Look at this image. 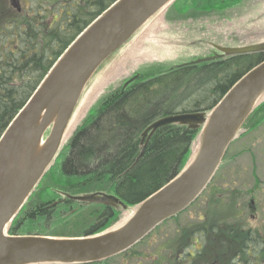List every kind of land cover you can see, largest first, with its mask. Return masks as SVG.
Instances as JSON below:
<instances>
[{
    "label": "trees",
    "instance_id": "1",
    "mask_svg": "<svg viewBox=\"0 0 264 264\" xmlns=\"http://www.w3.org/2000/svg\"><path fill=\"white\" fill-rule=\"evenodd\" d=\"M115 1L30 0V9L20 18L11 17L9 21L0 22V137L66 48ZM223 1L226 3V0ZM223 1L175 0L171 6L185 14L192 9L209 8L211 4L214 6ZM235 3L230 2L226 7ZM262 60L264 51L239 53L204 62L183 63L152 73H134L131 81L126 82V79L121 86L103 96L95 112L88 114L84 124L76 128L64 154L66 147L64 144L61 146L14 218L10 231L20 233L18 231L25 220L46 216L50 220L57 213L55 206L58 203L69 204L74 210L73 215L80 209L76 206L87 204L72 196L91 192L113 193L123 203H115L105 211L107 205L102 208L98 204L90 205H96V209H90L91 212L82 221L81 226L91 225L85 233L58 228L51 235H89L118 224L131 210L134 212L147 197L182 171L201 138V130L178 123L168 124L157 129L141 155L145 128L162 116L179 112L175 106L178 108L186 103L185 100L193 94L200 97L191 100L192 107H184L181 111L211 110L247 71ZM167 78L172 80L166 83L157 102L152 104L149 90ZM181 87H184L183 91ZM184 91L190 92V95L181 98L179 104L169 101L171 96L181 92L184 95ZM207 99L208 107L202 104ZM164 101L166 107L161 106ZM262 122L264 100L253 110L244 124L245 130L243 133L241 130L237 138L240 134H249ZM48 175L54 180H58L57 177L68 180L57 182L59 188L57 193L53 192L58 196L40 197L44 195L40 187ZM220 186L212 182L208 187V206L211 204L210 207H216V210L218 205L233 203L241 193L239 187ZM226 196H229L228 201ZM239 212L240 209L230 218H221L217 222L206 208V219L201 218L182 229L181 235L174 240L177 248L166 254L164 260H169L168 264H264V228L247 226ZM70 219L61 223L71 222ZM79 223L78 220L76 224ZM199 236L205 238L204 244L201 249L196 248L193 257L188 249ZM172 243L166 244L170 247Z\"/></svg>",
    "mask_w": 264,
    "mask_h": 264
},
{
    "label": "water",
    "instance_id": "2",
    "mask_svg": "<svg viewBox=\"0 0 264 264\" xmlns=\"http://www.w3.org/2000/svg\"><path fill=\"white\" fill-rule=\"evenodd\" d=\"M173 0H116L67 47L0 138V264L90 263L123 252L165 220L188 208L207 188L237 133L264 95V60L244 74L212 109L168 114L143 132L178 123L198 130L193 160L146 198L122 225L83 237L8 235L6 227L24 205L67 133L82 92L97 68ZM214 46L224 54L264 50V43ZM212 56L207 59H214ZM205 60V59H202ZM201 60V61H202ZM50 129L48 135L45 133ZM72 198L123 203L114 194L94 192Z\"/></svg>",
    "mask_w": 264,
    "mask_h": 264
},
{
    "label": "rangeland",
    "instance_id": "3",
    "mask_svg": "<svg viewBox=\"0 0 264 264\" xmlns=\"http://www.w3.org/2000/svg\"><path fill=\"white\" fill-rule=\"evenodd\" d=\"M216 1L221 2L223 0H212V2ZM6 2L10 4V9L4 11L1 10L2 6H0V22L9 21L10 16L16 19L20 18L24 13V11H19L21 7L24 9L30 4V0H20L19 4H13L12 0H6ZM230 2L236 3L230 7H226ZM212 5L213 4L210 5L211 7L207 5L206 7L209 8L205 9H192L185 14H183L184 11L180 12L177 8L168 6L148 22L145 27L141 30L139 29L140 31L138 30L122 47L111 54L97 68L86 84L68 125L66 137L69 138L76 128H78L83 121L85 122V118L88 114L92 115L93 112H95L96 105L106 93L121 86L126 79L133 76L134 73L144 74L152 73L155 70L162 71L176 65L213 55L216 49L211 46L212 42L223 46H239L264 41V0H226V3L223 1L218 5ZM171 80L172 78H167L163 83L149 90L148 93L153 98L151 99L152 104L157 102L166 83ZM193 87L194 86L191 88ZM183 89L184 87H181V91H183ZM184 93V95L181 92V95L171 96L169 101L172 102V104H179L181 98L190 95L188 91H184ZM163 95H165V93ZM197 96L200 97L198 94L190 95L185 100L186 103L183 102L178 108L175 106L176 111H181L184 107H192L191 100ZM203 98L205 97L203 96ZM166 101H164L161 106L166 107ZM207 102H209L208 99L204 102L205 104H202L207 106ZM156 107L157 106H154V108ZM151 108L153 109V107ZM244 130L245 126L241 133H243ZM241 135L242 134L231 144L224 164L213 180V183L221 185L220 187L223 186V188L224 186L240 188L241 193L238 198L230 204L231 206L218 205V210L215 209L216 207L211 208V204L208 206L209 189H207L196 203L190 206L177 218L161 225L147 239L135 247L136 250H142V256L134 259L129 258L128 260H124L122 256H117L100 264H158V262L154 260L159 259L157 255L161 254L162 246L173 241L172 246L170 244V249H163V254H168L177 248V242L174 241L176 237L181 235L182 229L184 230L187 226L199 221L201 218L205 220L206 216L204 215V210L206 208L211 211L213 214L212 218L217 222L221 220V218H230L240 209L238 214L241 215V219L247 226L263 229L264 123L259 127L257 126L254 130L249 132V134ZM95 136L93 137L95 138ZM68 141L64 143L66 150L64 149L63 154L68 149ZM195 152H198L197 145L194 153ZM236 155L237 157L234 158ZM57 179L58 180H54L51 175L44 177L40 187L43 189L44 195L40 197L58 196L56 194L59 188L56 186L58 185L57 182L60 181L65 183V180H68V178L57 177ZM54 190L56 191L55 194ZM228 197L229 196H226V200ZM252 201H254V203ZM68 205L69 204L62 205L58 203L55 206L57 213L53 214L50 220L47 218L48 216H46V218L42 217L36 220L23 221V225L18 232H22V234L38 233L50 236L53 231H58L59 229H67L65 231L77 230L75 233H85L90 230L91 225L86 227L81 226V224L82 221L87 218L86 214L91 212L90 209H96V205H87L86 207L78 205L76 208L80 209L73 215L72 212L74 210ZM132 213L133 211L131 210L128 216ZM126 215L127 212L124 213V217ZM68 219H70L71 222L61 223ZM78 220L80 223L76 224ZM195 245L201 248L202 242L197 241ZM175 252H177V249ZM159 264L167 263L163 261Z\"/></svg>",
    "mask_w": 264,
    "mask_h": 264
},
{
    "label": "flooded vegetation",
    "instance_id": "4",
    "mask_svg": "<svg viewBox=\"0 0 264 264\" xmlns=\"http://www.w3.org/2000/svg\"><path fill=\"white\" fill-rule=\"evenodd\" d=\"M12 1H13L12 2L13 4H19L20 3V0H12ZM0 6H2L1 10H7L8 8H10V4H8V2H6V0H0ZM63 200L65 201V199H63ZM109 206H111V205L105 206L106 208L103 211H105L106 209H110L111 207H109ZM100 207L102 208V207H104V205H100ZM136 246H134L132 249H130L126 252H123L122 254H119L118 256H122V258L124 260H126V259L128 260L129 258L134 259V258H138V257L142 256V253H141L142 250L134 249ZM196 248H197V246L194 243V245L190 249H188L189 254L193 257L196 254ZM154 261H157V259H155Z\"/></svg>",
    "mask_w": 264,
    "mask_h": 264
},
{
    "label": "bare ground",
    "instance_id": "5",
    "mask_svg": "<svg viewBox=\"0 0 264 264\" xmlns=\"http://www.w3.org/2000/svg\"><path fill=\"white\" fill-rule=\"evenodd\" d=\"M90 113V112H89ZM84 124V121L81 123V125H83ZM48 131H50V129H48L47 130V133H48ZM74 133V132H73ZM86 194H88V193H86ZM82 195V194H81Z\"/></svg>",
    "mask_w": 264,
    "mask_h": 264
}]
</instances>
